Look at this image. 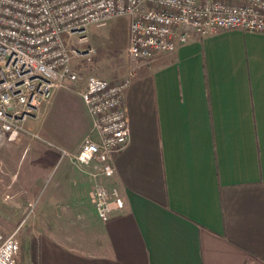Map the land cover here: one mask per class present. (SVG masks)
<instances>
[{"label":"crops","instance_id":"obj_1","mask_svg":"<svg viewBox=\"0 0 264 264\" xmlns=\"http://www.w3.org/2000/svg\"><path fill=\"white\" fill-rule=\"evenodd\" d=\"M124 26L120 67L87 66L130 78V137L115 175L75 162L93 121L76 87H58L25 122L43 137L24 133L21 153L0 156V216L2 192H17L24 211L40 197V264H264V33L215 30L132 60L130 18ZM98 185L118 186L126 201L108 220L93 203Z\"/></svg>","mask_w":264,"mask_h":264},{"label":"built area","instance_id":"obj_2","mask_svg":"<svg viewBox=\"0 0 264 264\" xmlns=\"http://www.w3.org/2000/svg\"><path fill=\"white\" fill-rule=\"evenodd\" d=\"M128 16V56L150 59L174 52L195 37L221 29L264 33V0H0V145L22 134L36 111L58 87L78 86L93 121L73 154L78 164L97 162L100 174L113 177L114 157L129 142L124 104L130 78L110 81L84 76L73 64L66 36ZM86 37V35H85ZM88 38V36H87ZM95 50L90 49L87 54ZM62 156L69 155L59 148ZM92 199L100 219L108 220L126 201L116 185H98ZM18 230L0 229V264H17Z\"/></svg>","mask_w":264,"mask_h":264},{"label":"rangeland","instance_id":"obj_3","mask_svg":"<svg viewBox=\"0 0 264 264\" xmlns=\"http://www.w3.org/2000/svg\"><path fill=\"white\" fill-rule=\"evenodd\" d=\"M127 20H129L128 16L116 17L104 26H91L86 31V33L66 36L72 62L84 76H87V66H93L98 69L97 71L108 70L110 72H113L116 68L120 67L121 63L126 57V26H124V24ZM90 49H94L95 51L92 54H87V51ZM93 60L96 62L94 61L95 63H91ZM74 87H76V90H79L80 87H82V83ZM24 126L26 127V125ZM86 136L87 133L83 135L82 138H80L78 144H76L77 150L81 147V144ZM42 141L52 149L59 150V146L50 143V140L46 139ZM65 149L70 151L68 148ZM9 151H14L15 154L21 153V143L19 141H5L0 145V156ZM20 169L21 167H19V170ZM18 175L19 172L17 173V176ZM50 180L47 181L46 186L49 185ZM17 186L18 184L15 185V188ZM5 193L7 194L4 196L2 192L1 197V206H3L4 212L2 216H0V229L5 234H10L15 230H18L17 235L21 241V250L17 257V264H35L33 261V251L31 248L32 238L38 234V232L42 231L43 226H45V224L34 222V203L36 201L38 203L40 197L36 198V200H33L31 202L32 204H29L28 208H26V211H24V209H20L21 199H19V194L17 192L13 193L11 191H7ZM6 213L15 214L16 216L5 217Z\"/></svg>","mask_w":264,"mask_h":264},{"label":"trees","instance_id":"obj_4","mask_svg":"<svg viewBox=\"0 0 264 264\" xmlns=\"http://www.w3.org/2000/svg\"><path fill=\"white\" fill-rule=\"evenodd\" d=\"M33 261L35 264H40V242L39 238L33 237L31 242Z\"/></svg>","mask_w":264,"mask_h":264}]
</instances>
